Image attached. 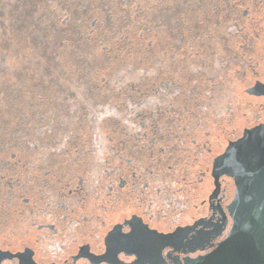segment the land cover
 <instances>
[{"label": "flooded vegetation", "instance_id": "obj_1", "mask_svg": "<svg viewBox=\"0 0 264 264\" xmlns=\"http://www.w3.org/2000/svg\"><path fill=\"white\" fill-rule=\"evenodd\" d=\"M28 3L52 53L0 96V264L210 252L235 192L215 162L264 124V0Z\"/></svg>", "mask_w": 264, "mask_h": 264}, {"label": "water", "instance_id": "obj_2", "mask_svg": "<svg viewBox=\"0 0 264 264\" xmlns=\"http://www.w3.org/2000/svg\"><path fill=\"white\" fill-rule=\"evenodd\" d=\"M214 167L235 184L227 206L232 224L210 252L184 258L183 264H264V124L246 130Z\"/></svg>", "mask_w": 264, "mask_h": 264}, {"label": "rangeland", "instance_id": "obj_3", "mask_svg": "<svg viewBox=\"0 0 264 264\" xmlns=\"http://www.w3.org/2000/svg\"><path fill=\"white\" fill-rule=\"evenodd\" d=\"M28 6V0H0V96L2 97L11 96L12 82L17 76L42 75L43 62L50 59L47 55L52 53L47 47V44L52 43V37L38 36L31 32L28 21L31 15L33 17L34 12L29 15ZM246 85L248 83H241V88ZM227 86L228 103V99H232L234 85ZM243 93L242 91L239 110L241 122L246 124L259 106L254 103L256 99L246 97ZM233 120L232 122L236 123ZM232 122L228 129L235 127L236 124Z\"/></svg>", "mask_w": 264, "mask_h": 264}]
</instances>
